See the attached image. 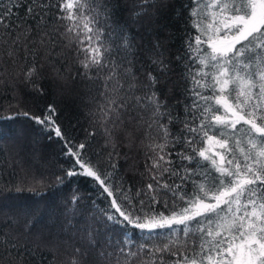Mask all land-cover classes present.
<instances>
[{"label":"snow or ice","instance_id":"obj_1","mask_svg":"<svg viewBox=\"0 0 264 264\" xmlns=\"http://www.w3.org/2000/svg\"><path fill=\"white\" fill-rule=\"evenodd\" d=\"M77 81L81 138L62 108ZM0 112L70 160L0 180V264H264V0H0ZM74 178L107 207L77 191L53 218L48 190Z\"/></svg>","mask_w":264,"mask_h":264},{"label":"trees","instance_id":"obj_2","mask_svg":"<svg viewBox=\"0 0 264 264\" xmlns=\"http://www.w3.org/2000/svg\"><path fill=\"white\" fill-rule=\"evenodd\" d=\"M191 0H178L181 5H189ZM124 18L127 17V13L123 14ZM174 26V21L172 22ZM182 27V25H181ZM183 33H181L182 35ZM112 39H116L115 33L112 34ZM88 89L80 81H77L73 85V95L71 99L66 100L62 104L65 114V123L71 121L75 127L69 128L70 134L77 138H81L84 135V130L89 127L87 119L88 107L90 106V96L88 95ZM95 89L92 90V94H95ZM51 99L59 101V98L55 95L51 96ZM7 104V100L4 101ZM9 112H0V116L9 115ZM23 127L30 128V136L23 141L24 151L19 159L14 160L10 149L13 146V139L16 130ZM45 133L38 129L32 128L28 125V122L23 118L16 120L0 119V180L4 181H17L21 179H31L35 176L39 179L41 176L48 178L53 172L59 170V166L62 164L67 167L70 164V160L63 157L60 152V146L58 143L49 142L44 139ZM35 139L40 140L42 157L33 158L31 153L33 151L32 141ZM31 172L32 176L26 175L27 172ZM82 197L80 202V208L88 213V209L96 211L107 207V201L100 196L99 190L95 184L87 179L74 178L68 181L65 186L60 188H50L47 195V204L49 212L55 218L60 216L61 210L67 204V201L72 196L73 192H77ZM39 197H32L28 193L24 194L21 203L29 204L33 199ZM94 202V203H93ZM90 215V213H88ZM83 217L77 215L73 223L82 220ZM45 223L50 224L51 221L45 218ZM81 227L83 225L81 224ZM119 231V230H117ZM66 235H68L66 233ZM74 237L75 233H71ZM143 235L139 231H133V234L129 239L134 245L144 242ZM72 240H67L66 243H73ZM51 264H58V260L54 259Z\"/></svg>","mask_w":264,"mask_h":264}]
</instances>
